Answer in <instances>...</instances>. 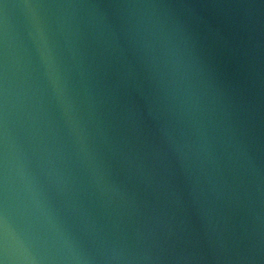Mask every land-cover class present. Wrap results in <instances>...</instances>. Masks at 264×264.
I'll use <instances>...</instances> for the list:
<instances>
[{
	"label": "water",
	"instance_id": "water-1",
	"mask_svg": "<svg viewBox=\"0 0 264 264\" xmlns=\"http://www.w3.org/2000/svg\"><path fill=\"white\" fill-rule=\"evenodd\" d=\"M41 3L78 6L49 20L75 97L49 116L75 230L128 244L154 234L177 247L191 234L210 254V239L245 218L222 187L223 38L264 26V0H0V32L7 24L29 38Z\"/></svg>",
	"mask_w": 264,
	"mask_h": 264
},
{
	"label": "clouds",
	"instance_id": "clouds-1",
	"mask_svg": "<svg viewBox=\"0 0 264 264\" xmlns=\"http://www.w3.org/2000/svg\"><path fill=\"white\" fill-rule=\"evenodd\" d=\"M32 7L29 38L7 24L0 32V264H264V26L242 25L223 38L230 85L222 187L245 218L210 239L204 254L191 234L177 247L154 234L128 244L75 230L65 148L50 134L49 119L75 97L49 20L64 21L78 6ZM18 127L30 139L27 148Z\"/></svg>",
	"mask_w": 264,
	"mask_h": 264
}]
</instances>
